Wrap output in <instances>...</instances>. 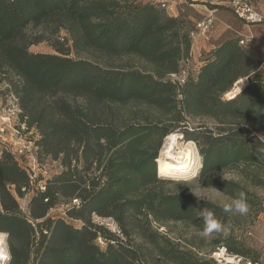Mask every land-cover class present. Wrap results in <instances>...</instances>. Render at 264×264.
<instances>
[{"label":"trees","instance_id":"1","mask_svg":"<svg viewBox=\"0 0 264 264\" xmlns=\"http://www.w3.org/2000/svg\"><path fill=\"white\" fill-rule=\"evenodd\" d=\"M161 3L0 0V75L18 78L9 86L26 127H17L37 132L39 138L31 134L29 140L62 168L33 178L3 148L0 232L7 233V264H141L142 247L172 264H215L153 230V221H180L203 231L202 211H212L220 222L229 215L214 202L156 187L163 183L157 166L163 139L174 132L197 144L200 179L231 199L243 192L249 208L255 206L256 195L246 186L215 175L236 169L264 186V143L259 140L264 136V59L240 45V39H228L207 56L202 53L190 68V33L201 18H187L181 8L169 13ZM207 4L210 10L222 6ZM49 25H55L54 31L65 27L75 52L92 58L70 57L57 40L55 53L31 51V45L47 39L29 31ZM183 71V82L166 79ZM244 77L247 87L224 98ZM130 103L140 107L137 121L121 112ZM142 107L159 113L150 117ZM198 117L218 124L217 135L205 125L189 130L186 120ZM57 208H65L64 215L82 226L51 215ZM93 214L115 220L125 239ZM218 235L217 246L248 256ZM99 239L107 241L105 249Z\"/></svg>","mask_w":264,"mask_h":264},{"label":"rangeland","instance_id":"2","mask_svg":"<svg viewBox=\"0 0 264 264\" xmlns=\"http://www.w3.org/2000/svg\"><path fill=\"white\" fill-rule=\"evenodd\" d=\"M145 1V0H140ZM153 2H169L176 7L177 12L181 8L182 15L187 18H194L195 20L198 18H203L205 15L209 13V4L214 3L222 5L220 8L215 9V16L217 18L216 24L213 29L205 36L201 37L199 41L192 42V56L190 57V61L187 63L191 68L194 65L197 66L199 64V59L202 53L207 56L208 51L221 45L228 39H237L243 37V35H251L252 41L247 45L243 46L246 49L252 51L258 58L264 59V24H255L248 25L238 20L231 11L226 9V4L221 2V0H196L197 2L190 3L186 0H152ZM256 8H259L264 11V0H250ZM162 7V6H161ZM245 26V27H244ZM55 25L46 26V29L37 28L29 31L30 35L33 36L34 33L40 34L45 37V39L40 43H36L30 46V50L33 52H53L56 50L52 46L53 42L56 40L59 41V45L66 51L69 52V56L73 58H92L88 53H77L73 48V38L69 31L64 27L57 29L54 31ZM212 35H211V34ZM203 39V40H202ZM202 40V42H201ZM201 42V43H200ZM210 47V48H208ZM206 48V49H205ZM208 48V49H207ZM207 52V53H206ZM89 58V59H90ZM175 77L169 75L166 79H173ZM18 78L16 77H7L0 75V111L3 107L11 104L13 101V96H16L13 92L10 91V83L15 82ZM13 94V95H12ZM144 112L150 117H156L158 115V111L150 107H142ZM140 111V107L130 103L126 106H123L121 112H125L129 120L137 121L135 118V112ZM154 119V118H152ZM165 125L168 123L167 118H163ZM186 125L189 130L191 128H198L201 125H205L209 128L214 129V134L217 135V127L218 124L211 121L207 118H188L186 120ZM184 124V123H182ZM164 125V124H163ZM181 132V131H180ZM176 132V133H180ZM24 139L27 140L32 139L31 134L34 135V138H39L37 132L34 130L31 133V130H27V133L22 132ZM182 135V133H181ZM168 137V136H167ZM166 138L163 139V145L165 144ZM188 139L182 138L179 139V143H183ZM30 141V140H29ZM195 143V141H194ZM25 144L14 135V132L10 130V132L5 136H0V155L4 147H8L16 152V150ZM196 144V143H195ZM26 146L27 143H26ZM197 146V144H196ZM179 146L175 145V150H177ZM198 148V146H197ZM162 150V148H161ZM161 150L159 155L161 154ZM38 157H37V153ZM26 155L23 159L17 157L20 162L25 166L29 167L37 176H41L44 174L45 176H52L56 172H60L62 168L60 167V161L53 159L51 156H48L42 153L40 150H36L35 143L32 141V144L29 145V148L26 150ZM202 160V157H201ZM158 166V165H157ZM201 169V168H200ZM200 170L198 174L192 176L182 177L180 175H163V183L156 186L160 191L164 193L174 194L179 192H184L186 194L192 195L193 197L208 200L219 204L221 201L228 203L232 199L223 191L211 187L208 183L200 179L199 177ZM160 176V175H159ZM221 180H236L239 181L242 185L246 186L247 189L253 192L255 197V206L253 208H249V212L247 215L241 216L239 214H229L227 217L223 218L221 221L222 224L228 227V235L224 236V239L227 241H233L240 248L248 251V256L252 258L258 259L260 262L264 264V186H256L249 179L246 178L242 172L236 169L224 170L217 175ZM31 197V194L28 195V199ZM19 200V198H18ZM60 202H67L66 199L60 198ZM23 204V201H20ZM25 203V202H24ZM65 209V208H64ZM64 209L57 208L55 210L50 211V214L54 217H65L70 223L74 224L77 227H81L83 222L80 220L69 219L64 215ZM92 218L101 222L98 215L93 214ZM110 222H104L105 226H107L110 231L115 233L116 235L123 237L121 233L120 227L117 225L115 220L109 219ZM109 223V224H108ZM153 230L170 239L173 243H175L180 249L191 252L194 256L198 257L201 260H210L209 254L210 252L217 246L215 244V240L219 236L218 234H212L209 236H205L203 231L198 230L192 225H188L185 222H168L165 225H160L155 221L152 222ZM0 234L5 235V244L6 250L5 254L9 255V246L7 242V233L0 232ZM134 243H142L139 238H132ZM98 243L100 246L105 249L107 246V241L103 239H99ZM133 243V242H132ZM136 246L135 244L133 245ZM140 253H142V257L145 260L141 264H172L165 260L163 257L158 256L155 252H147L145 253L144 248H139ZM4 251V250H3ZM150 251V250H149ZM0 256V264H5L6 255ZM9 259V258H8ZM7 261V260H6Z\"/></svg>","mask_w":264,"mask_h":264},{"label":"built area","instance_id":"3","mask_svg":"<svg viewBox=\"0 0 264 264\" xmlns=\"http://www.w3.org/2000/svg\"><path fill=\"white\" fill-rule=\"evenodd\" d=\"M224 4H226L232 14L240 21L248 25H255V24H264V12L259 11L250 0H221ZM162 8H165L169 13L177 12L176 7L172 3L163 2L161 3ZM217 18L215 16V10H209V13L205 15L203 18L197 20L194 23V29L191 31L190 36L192 42H197L201 37H205L214 27L216 24ZM252 41L251 35H243L240 38L239 43L242 46H247ZM264 64V61H263ZM173 80H177L183 82L187 76V72L183 71L180 74H172ZM249 84V78L244 77L238 79L231 91L224 95V98L231 99L234 98L237 94L242 92L247 85ZM13 95V94H12ZM21 107L16 96H13V101L11 104L3 107L0 111V136L7 135L10 130L16 134L19 139L25 144L21 145L16 152L12 149L5 147L12 151L17 157L23 159L26 155V150L29 148V145L32 144V141L24 139L23 134H21L20 128L17 125H21V128H25V122L21 120ZM26 143L28 146H26ZM32 174V177H37L35 171L27 167ZM45 176L44 174H42ZM102 223L110 222L109 219H100ZM109 224V223H108ZM9 258V257H8ZM209 258L215 264H263L260 261H254L248 256L243 254L235 253L230 251L225 246H217L215 247L209 254ZM8 261V259H5ZM5 261V264H7Z\"/></svg>","mask_w":264,"mask_h":264},{"label":"bare ground","instance_id":"4","mask_svg":"<svg viewBox=\"0 0 264 264\" xmlns=\"http://www.w3.org/2000/svg\"><path fill=\"white\" fill-rule=\"evenodd\" d=\"M181 138V133L176 132L171 133L167 137L165 144L162 147L161 154L157 159L158 173L160 177L165 174L180 175L182 177L195 174L196 176L202 167L201 155L196 144L192 140H186L180 144L179 139ZM176 144L179 146L177 150H175ZM5 248V235L0 234V256L5 254ZM8 257L9 255L7 254L5 259H8Z\"/></svg>","mask_w":264,"mask_h":264},{"label":"clouds","instance_id":"5","mask_svg":"<svg viewBox=\"0 0 264 264\" xmlns=\"http://www.w3.org/2000/svg\"><path fill=\"white\" fill-rule=\"evenodd\" d=\"M259 140L264 143V136H260ZM218 206L228 214L235 213L244 216L249 212V204L243 192H240L228 203L221 201ZM202 213L204 224L203 233L205 236H209L212 234H222L224 236L228 235V227L222 224L212 211H202Z\"/></svg>","mask_w":264,"mask_h":264},{"label":"crops","instance_id":"6","mask_svg":"<svg viewBox=\"0 0 264 264\" xmlns=\"http://www.w3.org/2000/svg\"><path fill=\"white\" fill-rule=\"evenodd\" d=\"M257 9H258L259 11H262V12H264L263 10H261V9H259V8H257ZM244 27H245V26H244ZM210 34H211V33H210ZM211 35H212V34H211ZM202 40H203V39H202ZM202 40H201V42H202ZM201 42H200V43H201ZM211 46H213V47H214V45H212V44H211ZM208 48H210V47H208ZM208 48H207V49H208ZM205 49H206V48H205Z\"/></svg>","mask_w":264,"mask_h":264}]
</instances>
